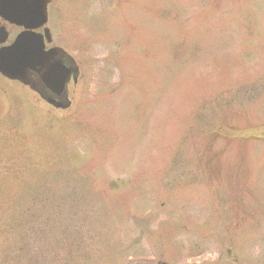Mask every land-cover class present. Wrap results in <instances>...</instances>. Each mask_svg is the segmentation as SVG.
Wrapping results in <instances>:
<instances>
[{"label": "rangeland", "instance_id": "obj_1", "mask_svg": "<svg viewBox=\"0 0 264 264\" xmlns=\"http://www.w3.org/2000/svg\"><path fill=\"white\" fill-rule=\"evenodd\" d=\"M47 26L80 76L57 109L0 75V264H264V0H56Z\"/></svg>", "mask_w": 264, "mask_h": 264}, {"label": "water", "instance_id": "obj_2", "mask_svg": "<svg viewBox=\"0 0 264 264\" xmlns=\"http://www.w3.org/2000/svg\"><path fill=\"white\" fill-rule=\"evenodd\" d=\"M52 0H0V17L24 30L14 41L4 45L9 39V32L0 26V73L23 84H31V71L36 72L45 86L62 95L59 102L46 99L56 107L66 108L70 105L67 98V82L71 72L78 68L67 53L59 47L46 50L45 39L50 42L49 29L45 33L36 32L48 21L47 5Z\"/></svg>", "mask_w": 264, "mask_h": 264}, {"label": "flooded vegetation", "instance_id": "obj_3", "mask_svg": "<svg viewBox=\"0 0 264 264\" xmlns=\"http://www.w3.org/2000/svg\"><path fill=\"white\" fill-rule=\"evenodd\" d=\"M56 2V0H52L49 5H48V15H49V19H50V7L51 5H53ZM49 19H48V23H49ZM47 23V24H48ZM7 25V24H5ZM10 27H14L11 26ZM46 28V26H44L43 28L39 29L40 32H44V29ZM9 29V28H8ZM18 32L15 33V36L21 32L23 30V28H18ZM9 32L11 33V29L9 30ZM53 41V38H52ZM52 41L50 43L46 42V49L49 50L51 49L53 46L55 45H51ZM80 73L78 75V72L75 74L74 72L71 74V77H69V82L68 85L70 84V82L73 80L74 83L78 82ZM30 80L32 81L31 84H33L36 88V91L42 95L43 97H46V99H51L53 102H59L61 100L62 95L52 91L51 89H49L47 86H45V84L43 83V81L41 80L40 76L36 73L31 71V75H30Z\"/></svg>", "mask_w": 264, "mask_h": 264}]
</instances>
